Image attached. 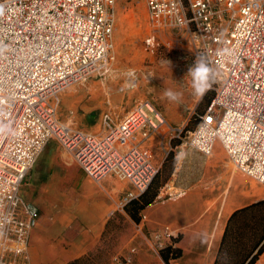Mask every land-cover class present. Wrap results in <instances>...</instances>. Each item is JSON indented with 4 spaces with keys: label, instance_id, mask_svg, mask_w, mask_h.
<instances>
[{
    "label": "built area",
    "instance_id": "1",
    "mask_svg": "<svg viewBox=\"0 0 264 264\" xmlns=\"http://www.w3.org/2000/svg\"><path fill=\"white\" fill-rule=\"evenodd\" d=\"M118 1L0 0V264H31L40 214L21 189L54 140L94 181L114 175L131 184L123 204L144 194L160 171L144 146L164 130L206 157L221 143L264 186V0H145L150 52L189 42L218 72L213 104L187 137L150 101L117 123L105 114L96 135L59 121L61 94L115 65ZM136 86L132 72L126 89ZM171 235L165 228L156 236L159 251Z\"/></svg>",
    "mask_w": 264,
    "mask_h": 264
},
{
    "label": "crops",
    "instance_id": "2",
    "mask_svg": "<svg viewBox=\"0 0 264 264\" xmlns=\"http://www.w3.org/2000/svg\"><path fill=\"white\" fill-rule=\"evenodd\" d=\"M115 53L116 62L110 72L81 83L86 84L93 77L107 76L109 81L113 80L106 89L107 110L102 118L59 117L60 122L96 135L103 131L105 114L117 123L136 105L150 101L135 100L130 108V96L127 100L125 95L133 90L126 89L129 75L136 74L134 89L139 85V75L133 69L120 68V73L119 55L116 50ZM117 76L121 83L114 84ZM94 88L95 85L75 88L65 95L63 92L60 98L64 102L72 99L82 102ZM97 105L98 111L102 107L99 99ZM158 110L176 129L184 128L192 119ZM166 133L164 130L144 146L154 164L163 173L166 171V180L157 200L142 212L139 224L127 213V204H123L125 197L134 191L131 184L114 175L94 181L71 154L57 141H51L21 189L25 202L40 214L30 239L31 264H117V257L128 255L132 264H168L157 249L156 240L165 228L172 235L163 239V244L172 245L179 239L175 247L182 251V256L169 264H215L230 218L236 211L264 201V186L240 171L221 143L216 144L213 156L206 157L183 148L178 139ZM43 158L36 188L32 179ZM256 264H264V253Z\"/></svg>",
    "mask_w": 264,
    "mask_h": 264
},
{
    "label": "rangeland",
    "instance_id": "3",
    "mask_svg": "<svg viewBox=\"0 0 264 264\" xmlns=\"http://www.w3.org/2000/svg\"><path fill=\"white\" fill-rule=\"evenodd\" d=\"M150 30L149 14L145 0L118 1L117 29L114 36L115 50L119 55L118 69L120 70L121 68L124 71H128V69L136 70L140 79L138 87L130 90L125 95L127 96V100L130 96V108L135 100L148 99L163 111V113L167 111L177 118H187V116H190L192 119L182 128L184 129L183 136L185 138L189 135V132L195 130L201 116H203L213 104L218 79H216V82L208 91L211 92L209 96H207L208 92L203 97L193 95L190 86L191 80L190 77L187 76L189 67L198 56L193 46L189 42H183L180 47L176 48H168L161 44L160 47L150 52L145 45ZM167 61L170 62L169 65ZM118 78L120 77L117 76L115 78L114 84L120 82ZM110 81L107 76H104V78L93 77L86 84H77L68 89L63 93L64 95L75 88H87L91 85H95L94 90L88 91L87 96L84 97L82 102L77 99L64 102V100L60 98L59 117L102 118V115L107 110L105 97L106 89ZM165 89L182 92L183 95L180 101H169L164 96ZM63 94L61 97L64 96ZM211 98H213L212 101ZM98 99L102 102V107L97 111ZM128 110L129 109L124 111L122 117L126 115ZM179 141L181 142V140ZM44 160L45 158L41 159L38 164L40 168L34 171L32 185L36 188L39 185V172ZM128 258H131V256L117 257V264L126 263ZM130 264H132V262Z\"/></svg>",
    "mask_w": 264,
    "mask_h": 264
},
{
    "label": "trees",
    "instance_id": "4",
    "mask_svg": "<svg viewBox=\"0 0 264 264\" xmlns=\"http://www.w3.org/2000/svg\"><path fill=\"white\" fill-rule=\"evenodd\" d=\"M211 92H208L209 96ZM213 98H211V101ZM165 170L159 171L148 190L133 199L126 206V211L137 223H141L142 212L157 200L163 182ZM165 179V180H164ZM174 244L165 246L160 253L166 263L179 259L182 251ZM264 253V201L236 211L229 220L215 264H256Z\"/></svg>",
    "mask_w": 264,
    "mask_h": 264
},
{
    "label": "clouds",
    "instance_id": "5",
    "mask_svg": "<svg viewBox=\"0 0 264 264\" xmlns=\"http://www.w3.org/2000/svg\"><path fill=\"white\" fill-rule=\"evenodd\" d=\"M169 65L170 62L167 61ZM187 76L190 77L192 94L197 97H203L216 82L218 72L212 68L202 55H198L194 63L189 67ZM182 92L173 91L172 89H165L164 96L169 101L179 102L182 97Z\"/></svg>",
    "mask_w": 264,
    "mask_h": 264
}]
</instances>
